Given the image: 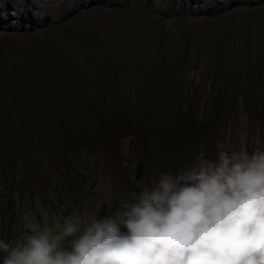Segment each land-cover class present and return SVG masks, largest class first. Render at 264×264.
Listing matches in <instances>:
<instances>
[{"label":"rangeland","instance_id":"rangeland-1","mask_svg":"<svg viewBox=\"0 0 264 264\" xmlns=\"http://www.w3.org/2000/svg\"><path fill=\"white\" fill-rule=\"evenodd\" d=\"M51 32L74 36L93 51L99 43L107 48L128 47V57L141 61L138 69L129 65L130 80L155 96L166 87L168 67L176 76L185 72L186 83L198 94L205 88L206 101L213 103L210 81L218 76L220 107L215 114L205 108L194 115L197 121L206 120L210 138L206 146L195 136L192 145L179 131L167 134L168 145L141 127L133 134L113 130L105 145L82 146L85 153L70 165L43 145L33 149L28 154L33 164L18 162L0 171V240L14 245L30 234L32 225L56 231L67 219L87 221L98 208L97 219L115 215L145 188H153L161 175L189 169L198 156L193 158L194 152L216 159L218 143L229 152L264 151V86L258 82L262 78L253 75L252 84L236 94L241 82L235 76L225 77L220 68L227 61L211 60L212 49L224 51L246 38L251 45L264 47L260 43L264 42V0H0V58ZM112 36H120L124 43L112 41ZM196 51L200 54L193 58ZM181 52L190 62L183 64L184 71L175 62L184 58ZM149 62L164 68L163 75H139ZM263 71L256 69L260 75ZM183 99L179 97L186 102ZM85 109L80 107L79 114Z\"/></svg>","mask_w":264,"mask_h":264},{"label":"trees","instance_id":"trees-1","mask_svg":"<svg viewBox=\"0 0 264 264\" xmlns=\"http://www.w3.org/2000/svg\"><path fill=\"white\" fill-rule=\"evenodd\" d=\"M110 38L123 40L120 36ZM82 43L74 36L64 38L51 32L0 58V171L18 162L33 164L34 159L28 154L41 145L70 165L73 159L85 153L82 146L105 145L113 130L133 134L146 127L152 138L168 145L171 141L167 134L179 131L192 145L195 136L206 146L210 139L205 132L206 120L197 121L194 115L205 108L211 111L209 114L219 109L221 94L215 84L218 76L213 75L210 81L213 89L209 92L215 95L213 103L206 101L205 88L198 94L186 83L185 72L183 76H176L168 67L165 68L169 74L166 87L155 96L146 90L142 92L141 85L130 80L129 69H138L141 61L128 57V47L107 48L99 43L101 46L93 51ZM251 43L252 40L246 38L230 49L224 47V51L212 49L211 60L227 61L226 66H220L223 75L235 76L238 79L235 81L241 82V87H235L236 94L245 91L243 87L250 81L252 84L255 77L262 78L258 82L264 86V71L261 75L256 72L257 68L264 70V47ZM260 43L264 46L263 39ZM125 50L127 52H123ZM181 54L183 62V59L173 61L184 71L183 64L190 62L185 52ZM195 54L193 58L200 53ZM149 64V68L139 70V75H163L164 68L161 70L157 63ZM80 107L85 110L79 114ZM139 116L144 120L140 121ZM171 153L172 149L167 154ZM197 155L194 152L193 158Z\"/></svg>","mask_w":264,"mask_h":264},{"label":"clouds","instance_id":"clouds-1","mask_svg":"<svg viewBox=\"0 0 264 264\" xmlns=\"http://www.w3.org/2000/svg\"><path fill=\"white\" fill-rule=\"evenodd\" d=\"M201 152L192 166L161 175L115 215L32 225L2 264H264V151ZM126 232H121V228ZM67 242V247H64Z\"/></svg>","mask_w":264,"mask_h":264}]
</instances>
